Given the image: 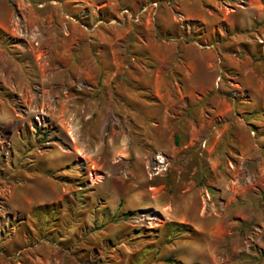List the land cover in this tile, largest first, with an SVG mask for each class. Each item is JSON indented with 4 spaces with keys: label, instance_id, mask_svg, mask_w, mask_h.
Segmentation results:
<instances>
[{
    "label": "rangeland",
    "instance_id": "1",
    "mask_svg": "<svg viewBox=\"0 0 264 264\" xmlns=\"http://www.w3.org/2000/svg\"><path fill=\"white\" fill-rule=\"evenodd\" d=\"M0 264H264V0H0Z\"/></svg>",
    "mask_w": 264,
    "mask_h": 264
},
{
    "label": "trees",
    "instance_id": "2",
    "mask_svg": "<svg viewBox=\"0 0 264 264\" xmlns=\"http://www.w3.org/2000/svg\"><path fill=\"white\" fill-rule=\"evenodd\" d=\"M167 260L170 261V258H168Z\"/></svg>",
    "mask_w": 264,
    "mask_h": 264
}]
</instances>
